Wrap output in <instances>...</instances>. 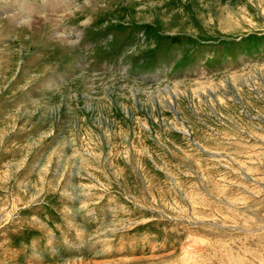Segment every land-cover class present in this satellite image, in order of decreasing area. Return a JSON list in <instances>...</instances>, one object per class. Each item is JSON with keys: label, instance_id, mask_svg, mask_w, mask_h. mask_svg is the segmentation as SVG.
I'll list each match as a JSON object with an SVG mask.
<instances>
[{"label": "rangeland", "instance_id": "1", "mask_svg": "<svg viewBox=\"0 0 264 264\" xmlns=\"http://www.w3.org/2000/svg\"><path fill=\"white\" fill-rule=\"evenodd\" d=\"M65 1L0 0L73 42L0 32V264H264V0Z\"/></svg>", "mask_w": 264, "mask_h": 264}, {"label": "bare ground", "instance_id": "2", "mask_svg": "<svg viewBox=\"0 0 264 264\" xmlns=\"http://www.w3.org/2000/svg\"><path fill=\"white\" fill-rule=\"evenodd\" d=\"M74 0H66L65 3L63 5L64 6V10H69V8L71 9V6L74 4L73 3ZM91 2V0H87V3ZM93 5V4H92ZM77 7V6H76ZM6 8L8 9H5L3 13L7 14V16L9 17L8 19H5L3 21V24H0V32L1 30L3 29V27H7L6 24H14V25H19V27H23V28H28V29H33V26H34V23L37 22V19L38 18H32V19H26L24 16H21L19 14H16L17 12H15V10H13L11 8V6H7ZM33 8V7H31ZM30 8V9H31ZM28 9V10H30ZM70 11V10H69ZM72 11V10H71ZM1 12V14H3ZM39 13H41L39 11ZM74 14V13H73ZM72 14V15H73ZM38 21H43L45 23H53L54 24V36H55V39H60V41H66L68 43H73L72 41H69L68 38H69V35H67L66 33H60L58 31V25H60L58 22L61 21V19H58V18H54V17H48V16H45V17H40L38 19ZM5 25V26H4ZM42 26V25H41ZM62 27V26H61ZM64 29V28H63ZM11 30V29H10ZM33 31H35L33 29ZM80 36V35H79ZM50 38V37H49Z\"/></svg>", "mask_w": 264, "mask_h": 264}]
</instances>
